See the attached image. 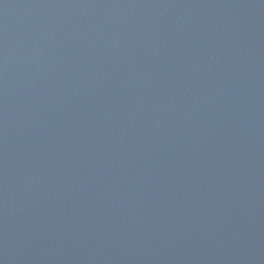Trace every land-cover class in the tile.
Here are the masks:
<instances>
[{"label":"water","instance_id":"1","mask_svg":"<svg viewBox=\"0 0 264 264\" xmlns=\"http://www.w3.org/2000/svg\"><path fill=\"white\" fill-rule=\"evenodd\" d=\"M0 264H264V0H0Z\"/></svg>","mask_w":264,"mask_h":264}]
</instances>
